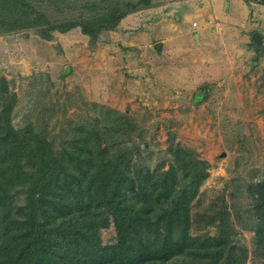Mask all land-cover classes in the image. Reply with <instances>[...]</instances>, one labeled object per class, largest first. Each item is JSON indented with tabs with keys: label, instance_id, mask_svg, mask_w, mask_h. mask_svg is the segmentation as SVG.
I'll return each instance as SVG.
<instances>
[{
	"label": "rangeland",
	"instance_id": "374dc122",
	"mask_svg": "<svg viewBox=\"0 0 264 264\" xmlns=\"http://www.w3.org/2000/svg\"><path fill=\"white\" fill-rule=\"evenodd\" d=\"M50 1L30 3L47 14ZM69 1L65 15L83 20L91 15L86 1L104 0ZM151 1L93 38L80 28L49 40L33 29L0 33V113L9 105L11 125H30L56 150L86 125L101 148L115 143L136 169L166 171L177 155L193 154L207 176L188 233L224 236L244 264H264L255 231L261 212L250 194L264 182V51L251 48L254 33L264 46V5ZM168 23L177 27L165 37ZM100 234L103 245L116 243L113 226Z\"/></svg>",
	"mask_w": 264,
	"mask_h": 264
},
{
	"label": "trees",
	"instance_id": "16d2710c",
	"mask_svg": "<svg viewBox=\"0 0 264 264\" xmlns=\"http://www.w3.org/2000/svg\"><path fill=\"white\" fill-rule=\"evenodd\" d=\"M35 1L0 0V33L33 29L49 40L55 31L80 28L93 38L136 9L155 6L86 1L91 15L78 20L64 13L69 0H51L47 14L34 9ZM10 110L0 113V264H244L228 238L188 233L190 205L207 176L193 154L175 152L182 155L166 171L136 169L115 143L101 148L86 125L56 150L30 125H11ZM253 187L261 212L256 246L264 254V182ZM110 226L116 243L103 245L100 231Z\"/></svg>",
	"mask_w": 264,
	"mask_h": 264
},
{
	"label": "water",
	"instance_id": "95a60500",
	"mask_svg": "<svg viewBox=\"0 0 264 264\" xmlns=\"http://www.w3.org/2000/svg\"><path fill=\"white\" fill-rule=\"evenodd\" d=\"M251 48L254 52H263L264 51V46H262L261 37L257 33H254L252 35ZM156 49L160 50V44L156 45Z\"/></svg>",
	"mask_w": 264,
	"mask_h": 264
},
{
	"label": "crops",
	"instance_id": "0c3cea01",
	"mask_svg": "<svg viewBox=\"0 0 264 264\" xmlns=\"http://www.w3.org/2000/svg\"><path fill=\"white\" fill-rule=\"evenodd\" d=\"M172 25H173V24H172ZM172 25H171V23H168V25H164V26H165V30H164V32L162 33L163 36L167 37V36L170 35V33H171V32H170L171 28L175 26V25H174V26H172ZM197 25H198V24H197ZM176 27H177V26H175L174 28H176ZM192 27H193V26H192ZM196 27H197V26H196ZM194 29H195V28H194ZM189 31L191 32V29H190V28H189ZM169 38H170V37H169ZM172 39H173V38H172ZM172 39L170 38L171 41H172ZM158 44H160V48H161V49L165 48V44H164V43H163V45H161V43H158ZM156 45H157V44H156ZM161 49H160V50H161Z\"/></svg>",
	"mask_w": 264,
	"mask_h": 264
}]
</instances>
